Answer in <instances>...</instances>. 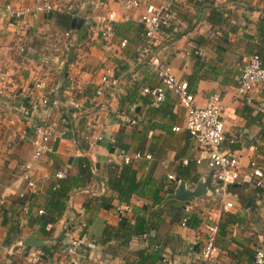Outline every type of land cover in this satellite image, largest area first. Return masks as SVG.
Returning <instances> with one entry per match:
<instances>
[{
    "label": "crops",
    "instance_id": "crops-1",
    "mask_svg": "<svg viewBox=\"0 0 264 264\" xmlns=\"http://www.w3.org/2000/svg\"><path fill=\"white\" fill-rule=\"evenodd\" d=\"M33 1L0 0V10L5 4L23 9ZM116 1L50 0L49 15L18 22L0 18V264H53L63 259L72 239L82 242L76 254L83 264H138L140 253L150 257L143 264H196L210 225L218 228L210 264H251L253 251H264V175L262 187L248 182L249 162H264V114L258 112L264 108V86L252 92L250 106L235 98V87L248 58L264 49V0H173L172 26L156 36V51L174 78L193 84L188 88L193 105L203 106L210 95L219 99L221 150L235 156L240 167L237 181L225 189L211 181L205 185L209 170L204 159L195 163L199 149L183 128L185 113L177 98L167 93L153 108L140 92L158 85L141 54L142 6L124 13ZM111 11L112 35L104 42L101 19ZM53 14L71 16L76 26L57 28ZM53 31L66 37L67 47L44 46ZM196 59L201 65L194 74ZM102 77L109 86L96 96ZM42 95L49 106L29 115L30 100ZM40 121L65 135L55 136L51 151L34 159L32 126ZM109 138L128 156H142L130 163L141 194L127 204L106 185L114 167L124 165ZM26 165L31 189L21 177ZM62 169L68 173L59 183L67 187L63 210L42 235L36 220L58 184L52 175ZM167 175L182 181L185 192L198 194L184 201L168 198L178 185L167 182ZM222 198L231 210L222 211ZM134 213L150 223L147 234L132 237L126 246L122 232L101 243L106 226L132 225ZM184 214L189 220L181 226ZM29 240L46 246L20 245Z\"/></svg>",
    "mask_w": 264,
    "mask_h": 264
},
{
    "label": "built area",
    "instance_id": "built-area-1",
    "mask_svg": "<svg viewBox=\"0 0 264 264\" xmlns=\"http://www.w3.org/2000/svg\"><path fill=\"white\" fill-rule=\"evenodd\" d=\"M173 0H160L158 4L142 3L140 0H117L116 5L124 13L137 9L142 6L138 22L142 28V47L141 54L146 59L148 70L154 75L157 86L153 88H142L141 93L149 96V104L151 107H158L165 98L167 93L177 98L178 104L184 109V125L183 128L195 142L199 149V156L195 160L198 164L200 160L206 161V167L210 173L211 182L219 188L225 189L233 185L239 175V164L237 158L232 154L221 150L223 138V125L219 119V99L215 95H210L203 106L195 107L193 105V97L188 92L187 84L178 81L172 75L169 67L156 51V36L161 29L172 26V5ZM50 0H34L33 5L23 9H13L9 4H5L0 10V18L18 22L24 17L35 18L37 16H46L52 13ZM114 12H108L104 19H101L100 37L102 41L107 40L112 35V23L114 21ZM124 46V42L120 43ZM106 49H108L106 47ZM109 86L105 77L100 79V84L95 90V95L99 96L102 91ZM264 86V53L261 55H251L246 65L241 69L235 87V98L243 105L250 106L252 104V92L258 87ZM49 95V94H48ZM50 104L47 96L42 95L39 98L30 100L28 106V114L33 115L39 110L46 109ZM258 112H264V108H258ZM129 124H133L134 120L126 118ZM32 157L37 159L47 152L51 151V141L57 137L65 135L64 130H56L54 125L38 122L32 126ZM173 128L172 131H177ZM264 137V136H263ZM96 141L101 140V136L95 138ZM111 147H115V140L107 139ZM116 157L122 164L127 165L133 159L142 157L135 153L132 157L128 156L122 149L114 148ZM149 159L148 155L143 156ZM250 170L248 182L255 188L262 187V178L264 175V162L251 160L248 164ZM30 166L26 165L22 168L21 177L26 183V187H33L32 179L29 175ZM68 175L66 169L55 172L52 177L54 180L64 179ZM166 181L177 184L173 175H167ZM20 198L23 195H19ZM222 211L231 210L233 205L221 199ZM41 210L37 211L40 215ZM186 217L181 219L180 225L183 226ZM218 234L216 225L206 227V235L203 244L199 250V259L196 264H210L215 255V241ZM82 245L81 240L72 239L66 244L63 251V259L53 264H83L82 257L77 255V250ZM3 250H5L3 248ZM9 254V252H8ZM251 264H264V251L255 249L252 254Z\"/></svg>",
    "mask_w": 264,
    "mask_h": 264
},
{
    "label": "trees",
    "instance_id": "trees-1",
    "mask_svg": "<svg viewBox=\"0 0 264 264\" xmlns=\"http://www.w3.org/2000/svg\"><path fill=\"white\" fill-rule=\"evenodd\" d=\"M52 17L55 21V25L57 26V28L66 31L69 30L70 21L72 20L71 16L64 14H53ZM263 53L264 49L261 50V52H257L254 54L261 55ZM200 65L201 64H199L198 60L196 59L193 67L194 74ZM192 78H194L193 75ZM189 86L193 87V84H187L188 88ZM262 113L264 114V112ZM82 169H86L85 163L82 165ZM65 180H67V177L61 180H55V182H58V184L50 188L49 197L51 202L49 203L48 208H46V211L37 217L36 223L38 224V229L42 235H46L45 227L48 224L52 223L55 220V217L60 214V211L63 210V200L67 192V187L63 184L59 185V183H62ZM106 185L109 190L115 193L117 201L122 204H127L132 195L141 194V192L139 191L140 184L134 178V171L132 170L130 163L127 165H122L118 168L114 167V170H112L110 176L106 181ZM159 201L160 199L154 196L153 204H157ZM184 217H186L187 222L189 220V216L184 214L182 218ZM133 219L134 220L132 225H118L115 228H110L106 226L101 234V243L106 242L111 236L113 238L118 237V232H122L123 235L121 238H119L122 241V245L126 246L127 242L132 237L143 236L147 234L148 231L151 229L150 223L143 216L134 213ZM68 230L69 228L66 227L65 231ZM77 252H81V247L79 250H77ZM148 259H150V257L144 256L142 253H140L138 264H143L144 261H147Z\"/></svg>",
    "mask_w": 264,
    "mask_h": 264
},
{
    "label": "water",
    "instance_id": "water-1",
    "mask_svg": "<svg viewBox=\"0 0 264 264\" xmlns=\"http://www.w3.org/2000/svg\"><path fill=\"white\" fill-rule=\"evenodd\" d=\"M75 24H76V20L72 19L70 22V28L73 29L76 26ZM210 181L211 179H210V173H209V177H208V180H206L205 185H208ZM177 185H178L177 189L173 192L172 195H169L168 198H173L179 201H184L187 198L196 196L198 194L196 190L193 192H185L183 190L184 183L182 181H179ZM49 241L55 242L56 239H52ZM20 245L23 247H28V248H41V247L46 246V242L43 240H29V241L21 242ZM64 248H66V245H64Z\"/></svg>",
    "mask_w": 264,
    "mask_h": 264
},
{
    "label": "rangeland",
    "instance_id": "rangeland-1",
    "mask_svg": "<svg viewBox=\"0 0 264 264\" xmlns=\"http://www.w3.org/2000/svg\"><path fill=\"white\" fill-rule=\"evenodd\" d=\"M51 38H53L52 41L50 43H46L45 42V45H44L46 48L49 46L50 50L51 49H55V48H63V46H66V47L68 46L67 45L68 44V40L66 39V37L58 36V34L55 31L52 32ZM57 52H59V51H57ZM52 55H54V54H52ZM40 60H42V59H40ZM49 62H51V61H49Z\"/></svg>",
    "mask_w": 264,
    "mask_h": 264
}]
</instances>
